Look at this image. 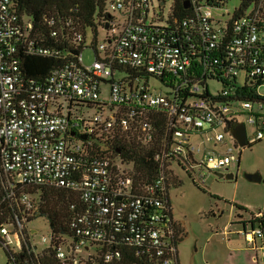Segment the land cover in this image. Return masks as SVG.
I'll return each instance as SVG.
<instances>
[{
    "label": "built area",
    "instance_id": "built-area-1",
    "mask_svg": "<svg viewBox=\"0 0 264 264\" xmlns=\"http://www.w3.org/2000/svg\"><path fill=\"white\" fill-rule=\"evenodd\" d=\"M214 3L190 0L191 14L174 19L171 6L166 16L163 9L150 15L151 0H114L110 10L121 17L92 49L93 61L86 64L81 52L38 82L24 79L16 54L23 46L54 52L35 46L31 24L20 20L12 0H0V249L6 264H51L49 257L56 264H97L96 258L113 264L124 254L118 243L139 247L150 264H177L179 229L164 192L175 177L173 165L198 170L200 178L238 172L241 147L229 124L253 127L247 145L264 138V102L244 98L252 91L264 97V3L239 17V2ZM149 75L161 80L158 88L143 81ZM211 82L221 89L212 93ZM156 112L166 118L161 138L148 117ZM122 135L141 147L156 145L154 185L134 180L122 156L103 152ZM44 186L78 193L84 208L69 220L71 235L49 226L39 243L33 224L41 216L30 190ZM252 218L240 231L250 243L264 240V212Z\"/></svg>",
    "mask_w": 264,
    "mask_h": 264
},
{
    "label": "trees",
    "instance_id": "trees-1",
    "mask_svg": "<svg viewBox=\"0 0 264 264\" xmlns=\"http://www.w3.org/2000/svg\"><path fill=\"white\" fill-rule=\"evenodd\" d=\"M114 0H12L13 8L16 10L20 20L31 24L29 37L33 40L35 46L47 48L54 53L51 55L35 54L28 52V48L21 47L17 57L20 62L21 72L24 79L32 78L38 82H46L54 69L63 67L70 62L72 58L90 47L96 49L99 43V35L105 33L106 26L117 19L116 11L110 10V4ZM185 1L174 0L171 4L170 17L174 19L182 18L191 14L193 6L185 7ZM197 3H214L215 0H196ZM239 0V10L235 16L239 17L253 3L256 6L264 3V0ZM262 1V2H261ZM165 0H160L164 3ZM230 0L217 1V7L223 4L228 5ZM213 4V5H214ZM170 8V7H169ZM163 7H161V10ZM119 12V11H118ZM122 13V12H119ZM120 19V18H119ZM53 21V22H52ZM156 21V19H154ZM161 21V20H159ZM158 21V22H159ZM56 34H53V32ZM76 34L82 35V40L76 42ZM87 44H90L88 46ZM120 74V73H119ZM121 75V74H120ZM254 103L264 102V97L251 92L244 96ZM151 122L158 131L161 138L164 134L165 115L163 113L148 114ZM150 145V144H149ZM97 146V145H96ZM251 144H248L247 147ZM97 150L100 148L97 146ZM156 145L141 147L134 140L133 136L122 135L113 138L110 145L103 147V152L112 153V155L122 156L127 162H130L135 171L133 178L136 181L146 184L155 183L158 177L159 163L155 160L154 154ZM93 152V151H91ZM170 183V182H169ZM169 183L166 187L165 197L169 208V214L172 212V206L169 199ZM37 198L39 215L48 220L49 226L54 232L71 235L69 220L74 214L84 208V203L79 194L70 189L57 186H44L31 189ZM143 193V192H141ZM160 195V194H157ZM147 196V194H144ZM75 205V209L72 208ZM238 209H242L237 205ZM252 215V213H251ZM241 216L235 215V218ZM0 221L2 218L0 217ZM179 231V236H180ZM181 239L178 237V241ZM114 247V246H113ZM124 254L118 262L113 264H150L145 253H137L139 247L130 246L124 243H118ZM48 260L56 264L54 257ZM100 264L99 259H95Z\"/></svg>",
    "mask_w": 264,
    "mask_h": 264
},
{
    "label": "rangeland",
    "instance_id": "rangeland-1",
    "mask_svg": "<svg viewBox=\"0 0 264 264\" xmlns=\"http://www.w3.org/2000/svg\"><path fill=\"white\" fill-rule=\"evenodd\" d=\"M150 15L153 11L161 13L160 0H151ZM174 0H165L163 15L168 14V9ZM239 0H230L228 6L236 5ZM117 19L121 13H115ZM164 24L165 22L159 21ZM99 42L103 40L102 32L99 35ZM84 62L90 64L93 61V50L90 47L83 51ZM158 88L161 80L155 76L149 75L143 81ZM222 85L211 82L210 89L212 93L221 89ZM264 93V87L260 88ZM257 109V108H255ZM94 109L88 111L92 114ZM253 127L246 126L247 137L253 134ZM229 144V143H228ZM231 145V144H230ZM252 147V146H251ZM251 147H244L242 151V162L249 155ZM237 152L239 150L237 149ZM251 153V152H250ZM250 160V159H249ZM175 177H172L169 183V199L172 206L174 219L184 228L183 239L179 242V257L181 264H206L208 252L213 250L215 244L222 248L225 231L235 230L231 227V220L235 219V211L231 206L230 199L234 195H241V189L235 182L240 178V173L231 180L217 177L215 172H206L202 178L199 177L198 170L187 172L180 165H173ZM237 175V177H236ZM243 182L251 183L248 179H242ZM41 232L36 234V240L41 242V234L49 232V225L44 217L39 218L33 224ZM226 225H229L228 229ZM239 230V229H238ZM7 255L0 249V264H6Z\"/></svg>",
    "mask_w": 264,
    "mask_h": 264
},
{
    "label": "crops",
    "instance_id": "crops-1",
    "mask_svg": "<svg viewBox=\"0 0 264 264\" xmlns=\"http://www.w3.org/2000/svg\"><path fill=\"white\" fill-rule=\"evenodd\" d=\"M251 146V153L249 152L248 158L244 162H242V151H240V160L237 166L238 172L236 170L227 172L238 175L242 169L240 178L235 182L236 186L242 191L241 195H234L230 199L232 202L231 206L235 208L233 210V212L235 211L234 215L241 216V218L237 217L231 220L230 225L231 227H235V230L232 231L229 229V231H225V234H223L222 248L218 244H215L213 250L208 252L206 264H264V240L256 238L254 242L250 243L240 233L242 227H250L251 221H253L251 213L253 214L256 211L264 212V182L251 181V183H248L242 180L246 179L243 176L245 172L260 174L264 178V138L251 144ZM217 173H214L217 177L226 179L224 176H218ZM237 205L242 209H238ZM177 226L181 232L179 238L182 240L184 228L178 222ZM228 226L226 225L227 229L229 228ZM180 241H178V244ZM178 246L177 264H181Z\"/></svg>",
    "mask_w": 264,
    "mask_h": 264
},
{
    "label": "water",
    "instance_id": "water-1",
    "mask_svg": "<svg viewBox=\"0 0 264 264\" xmlns=\"http://www.w3.org/2000/svg\"><path fill=\"white\" fill-rule=\"evenodd\" d=\"M189 3L188 1H185V7H188ZM108 26H106L107 28ZM229 131L231 133V135L236 139V141L238 142L239 146L245 147L247 145V132H246V127L244 125L243 122H237L234 124H229ZM83 138H86V136H83ZM218 176H224L226 179H232L234 178V173H223V172H219L217 173ZM244 178L248 179L249 181H254V182H264V178L260 175V174H256V173H249V172H245L243 174ZM31 232H34V230H32Z\"/></svg>",
    "mask_w": 264,
    "mask_h": 264
},
{
    "label": "flooded vegetation",
    "instance_id": "flooded-vegetation-1",
    "mask_svg": "<svg viewBox=\"0 0 264 264\" xmlns=\"http://www.w3.org/2000/svg\"><path fill=\"white\" fill-rule=\"evenodd\" d=\"M219 173V172H218Z\"/></svg>",
    "mask_w": 264,
    "mask_h": 264
}]
</instances>
